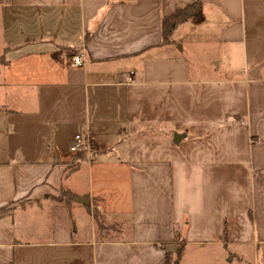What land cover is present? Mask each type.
<instances>
[{"label": "crops", "instance_id": "0c3cea01", "mask_svg": "<svg viewBox=\"0 0 264 264\" xmlns=\"http://www.w3.org/2000/svg\"><path fill=\"white\" fill-rule=\"evenodd\" d=\"M192 1H0V264H264V0Z\"/></svg>", "mask_w": 264, "mask_h": 264}, {"label": "trees", "instance_id": "16d2710c", "mask_svg": "<svg viewBox=\"0 0 264 264\" xmlns=\"http://www.w3.org/2000/svg\"><path fill=\"white\" fill-rule=\"evenodd\" d=\"M2 1V0H0ZM201 13V1L194 0L192 2L185 3L184 5L177 6L169 15L162 16L161 18V32L163 33L164 39H167L168 35L172 28L179 22L185 20L187 17H200ZM3 57H0V62H3ZM74 193L70 190L62 189L61 194L56 196L55 200H64L68 201L69 198L74 197ZM4 211V208H0V213ZM93 217L96 218V221L99 219L98 209L93 207L92 209ZM99 224V223H98ZM174 238L176 240L177 234L174 233ZM181 250V245H177L176 248V257L172 260H169L167 251H166V261L167 264H177V257Z\"/></svg>", "mask_w": 264, "mask_h": 264}, {"label": "built area", "instance_id": "2783aa9c", "mask_svg": "<svg viewBox=\"0 0 264 264\" xmlns=\"http://www.w3.org/2000/svg\"><path fill=\"white\" fill-rule=\"evenodd\" d=\"M84 57L85 52L81 49L71 54L69 63L71 65H79L83 62ZM126 78L130 79V76H127ZM69 150L74 154H81L87 158H91L95 152L93 141L89 137L88 133L84 131H77L72 135Z\"/></svg>", "mask_w": 264, "mask_h": 264}, {"label": "water", "instance_id": "95a60500", "mask_svg": "<svg viewBox=\"0 0 264 264\" xmlns=\"http://www.w3.org/2000/svg\"><path fill=\"white\" fill-rule=\"evenodd\" d=\"M77 199H81V201H85V199L84 198H81V197H77Z\"/></svg>", "mask_w": 264, "mask_h": 264}]
</instances>
